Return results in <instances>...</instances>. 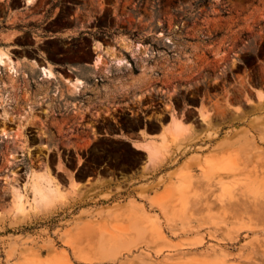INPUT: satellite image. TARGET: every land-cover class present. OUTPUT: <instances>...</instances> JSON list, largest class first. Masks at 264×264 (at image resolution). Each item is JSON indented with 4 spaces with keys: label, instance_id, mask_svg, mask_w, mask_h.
Returning a JSON list of instances; mask_svg holds the SVG:
<instances>
[{
    "label": "rangeland",
    "instance_id": "1",
    "mask_svg": "<svg viewBox=\"0 0 264 264\" xmlns=\"http://www.w3.org/2000/svg\"><path fill=\"white\" fill-rule=\"evenodd\" d=\"M5 33L23 62L13 79L0 72L13 105L0 117V264H264V0H0ZM95 41L115 44L123 63L93 66ZM47 60L84 85L40 78ZM169 108L187 141L144 183L31 207V170L63 187L116 178L144 153L100 134L144 124L149 135Z\"/></svg>",
    "mask_w": 264,
    "mask_h": 264
},
{
    "label": "bare ground",
    "instance_id": "2",
    "mask_svg": "<svg viewBox=\"0 0 264 264\" xmlns=\"http://www.w3.org/2000/svg\"><path fill=\"white\" fill-rule=\"evenodd\" d=\"M31 1L32 0H26L27 3H30ZM118 45H120L121 47L127 48L128 50L130 48L134 47L137 49V52L139 51L138 49L141 47V44H138V43L136 44L127 38H122V40L118 43ZM92 47H93L94 52H95L94 58L91 62V64L93 66L98 68L99 67L98 64L103 63V60H106L107 63H109V61L114 62L116 64H122L123 63V60L121 58V53L115 44H104L100 41H95V42H92ZM18 63H20V61H16L11 56L9 47L0 46V72H1L2 66H4L7 70V72H9L10 77L13 79V78H15V76L18 73V69H17ZM34 63H36V62H34ZM39 69H40V78L45 79V80L56 79L57 74L54 70V65L51 62L45 61V62L39 64ZM64 83H65V86L67 87V89H69V91H73V92L79 90L84 85L82 78L78 75H76L72 79H70L69 77L65 78ZM11 103H12V99L10 96L9 89L5 90L0 86V117L1 118L7 119V118H10L11 115H13V113H12L13 105L11 106ZM28 107H30V105L24 106V109L26 112L28 111ZM50 107H51L50 102H46L45 108L43 109V113L45 115L44 117H49V121L51 118L57 117L50 111V109H49ZM73 107L74 108L76 107L74 111L77 114L79 113V116H81L82 115L81 107H79L77 105L73 106ZM204 112L205 111H203V114H204ZM169 115H170V121L168 123L170 126L172 125V133L177 135V134H180L181 132H183L185 129V123L182 121L181 117L178 116L170 108H169ZM24 116H26V114L24 111L21 110V113L19 114V118L24 117ZM60 118H63V116L62 117L60 116ZM75 118L78 119L79 117L76 115ZM43 119H45V118L42 117V120ZM63 119L65 120V118H63ZM63 119L61 120V122L64 121ZM21 126H22V124H21ZM58 126H60V125H58ZM4 132H5V130L2 131V133H4ZM147 150H148V157L149 158L157 157L159 154V148L156 146H148ZM58 167L60 168V164L58 165ZM32 169H34V168H32ZM43 169H42V171H39V170H36V168H35V170H31L29 173H27L28 175H27V181L26 182H27V187H28L29 193H30V199L31 200L29 203H30L31 207H33L36 211L47 212V211H52L58 204H60L63 201L64 194H63V191L60 189V185L56 181L54 175L52 173H50V171L48 169H46L44 167H43ZM61 169H62V167H61ZM72 183H74V182L72 181ZM13 187L14 186H12V188ZM23 187H24V184H23ZM20 189L14 188L12 190V195H11L12 196L11 200H13L14 206L19 210L23 209V201H22L23 192H21ZM23 190L24 189H22V191Z\"/></svg>",
    "mask_w": 264,
    "mask_h": 264
},
{
    "label": "crops",
    "instance_id": "3",
    "mask_svg": "<svg viewBox=\"0 0 264 264\" xmlns=\"http://www.w3.org/2000/svg\"><path fill=\"white\" fill-rule=\"evenodd\" d=\"M0 45L4 47H9L11 56L16 60L22 61L21 55H19L18 50L21 49L18 45H11V39L8 38V33H5L0 36ZM90 50L94 52L92 44H90ZM95 52L92 55L91 62L94 58ZM49 61V60H47ZM50 62V61H49ZM54 65V70L57 74L56 79H62L63 81L65 78L69 77L70 79L74 78L77 74L74 70L69 69L67 64L58 63V62H51ZM69 72L73 73L72 76H69ZM64 77V78H63ZM78 92V91H76ZM45 108V104L42 105V109ZM76 108V107H75ZM73 107L72 109L75 110ZM79 114V113H78ZM43 113V118H44ZM179 116V115H178ZM87 116L85 115V118ZM170 115L167 116L165 122L159 125L154 132L149 133V135H144L142 130H145V125L143 124L142 127H137L132 131H126L123 128H120L123 132H111V133H102L100 136L119 139L123 143H126L128 147L133 151H138L144 153V158L142 162L138 164L137 167L132 168L131 170L127 171L124 174H119L118 177L114 178L110 174L107 175H94L89 180L85 177L81 181H67V185L65 187L60 186V189L63 191L65 195V203L66 200L73 198L74 196H78L80 200H86L91 193H95L97 195H103L107 191H113L118 188H125L133 186L136 183H144L143 177L148 175L152 171H156L159 167L162 166L165 162L168 161L169 158L172 157V153L175 152L177 145H181L185 143L186 137L188 136V131L190 126L185 123V129L180 134H173L172 133V125H169ZM165 126V127H164ZM171 128V129H170ZM167 129V130H166ZM148 133V132H147ZM164 133V134H163ZM129 134H133L134 136H129ZM161 135V136H160ZM165 139V140H164ZM148 146H156L159 148V154L157 157L149 158L148 157ZM154 159V160H153ZM127 184V185H126ZM88 205L83 204L76 210L73 215V219H80L86 216L89 212ZM53 212V211H51ZM72 218V217H71ZM70 218V219H71Z\"/></svg>",
    "mask_w": 264,
    "mask_h": 264
}]
</instances>
